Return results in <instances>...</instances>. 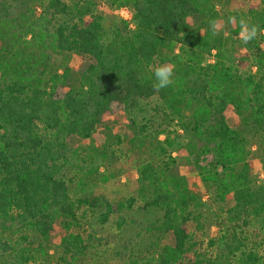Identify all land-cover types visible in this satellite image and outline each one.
I'll list each match as a JSON object with an SVG mask.
<instances>
[{"label": "trees", "instance_id": "obj_1", "mask_svg": "<svg viewBox=\"0 0 264 264\" xmlns=\"http://www.w3.org/2000/svg\"><path fill=\"white\" fill-rule=\"evenodd\" d=\"M111 2L132 8L133 28L120 20L105 29L91 0H0V264L46 262L54 233L62 249L58 264L82 261L83 221L101 208V224L112 214L106 198L85 194L90 178L83 176H101V167L104 176L122 172L121 158L137 160V194L162 212L158 230L173 237L141 264H264V242L260 254L246 232L264 216V183L251 179L246 138L226 120L230 112L264 128V81L257 77L264 72V33L242 45L238 64L255 68L242 73L224 60L223 34L210 30L209 21H219L216 0ZM259 3L256 19L264 29ZM63 54L91 62L73 79L70 68L59 72L53 62ZM165 62L175 67V83L154 92L151 68ZM115 115L127 119L132 136L106 129L86 160L71 149L73 138L99 140L98 127ZM138 120L157 130L154 139L164 136L165 147L154 148L162 155L152 156L155 146L142 137L148 129H137ZM173 152L200 177L201 195L173 173ZM203 196L217 206L222 233L208 249L198 235Z\"/></svg>", "mask_w": 264, "mask_h": 264}, {"label": "rangeland", "instance_id": "obj_2", "mask_svg": "<svg viewBox=\"0 0 264 264\" xmlns=\"http://www.w3.org/2000/svg\"><path fill=\"white\" fill-rule=\"evenodd\" d=\"M94 10L101 15L104 20L105 29H111L113 23L120 20L129 24L130 28L134 27L132 17L133 11L130 6H114L112 0H91ZM212 9L213 14H217L221 25L219 30L223 34V39L226 43L224 47L225 62L227 64L237 65L242 73L246 71L255 73V68H247L238 64L237 56L245 52L242 47L240 36L234 35L233 31L237 28L235 22L240 16H245L249 21L260 26L261 20L256 18L262 14L261 4L259 0H216ZM234 15L236 21L228 23V18ZM262 18V17H261ZM264 20V19H262ZM238 23V22H237ZM53 62L61 72L64 67L70 68L73 79L90 64L89 57H79L74 54L69 55H53ZM214 60L210 56L205 59L204 64H209ZM239 65V66H238ZM242 65V66H240ZM259 79L264 81V72H259ZM227 124L237 131L244 134L246 138V148L248 152V160L251 162L250 176L255 184L264 183V128L257 127L248 120L242 122L241 118H237L234 113H227ZM106 128L98 127L96 138L81 141L73 138L69 141L71 149L80 153L81 157L86 160L90 155L94 157V150L103 144L108 133L106 129H110V135L119 134L124 136H132V132L128 128V121L121 115H115L105 119ZM158 123V122H157ZM176 122L173 123L175 128ZM146 125L147 134L142 137H147L146 142H151L154 155L157 157L160 151L154 149L165 147L163 145L164 136L160 135L154 139L156 129L150 128L145 120L136 122L137 129ZM155 127V126H154ZM151 130V131H149ZM107 133V134H106ZM181 133H175L174 138L180 140ZM103 138V140H102ZM92 155V156H91ZM162 155V154H160ZM159 155V156H160ZM176 164L173 173L184 178L185 182L190 184L192 190L201 195L205 191V186L201 182L200 177L190 165L187 159H183L173 152L171 155ZM165 161L166 157L164 158ZM137 160L129 161L126 158H121L117 164L121 165L122 172L116 170L110 172L111 175L104 176L103 167L99 169L101 176L85 175L83 178H90L88 186L85 188L86 195L103 196L112 205V214L106 223L101 224L98 221V216L104 209L93 210L83 221V229L80 232L83 235L85 243L88 246L87 253L82 261L72 264H141L145 260H149L165 245L173 244L171 233L163 234L158 230L159 221L162 217V212L150 209L145 206L144 201L139 198L138 190V164ZM90 162V161H89ZM92 162V161H91ZM94 162V161H93ZM99 164V160L94 162ZM92 165H95V164ZM89 166V165H88ZM91 178H95L92 179ZM96 178H112L111 181L104 182L96 180ZM120 204H123L122 207ZM232 205V197L226 199V207ZM217 206H214L208 196H203L201 202L198 203L197 211L201 215V229L198 231L199 242L203 249H208V242L211 238H216L222 235L221 229H218L215 224V213ZM121 222L120 226L119 223ZM247 235L251 239L250 247L257 250L260 254L261 245L264 242V216L253 220L246 228ZM62 249L59 247L57 233H54L50 238L49 255L47 261L43 260L42 264H58L57 259L62 256Z\"/></svg>", "mask_w": 264, "mask_h": 264}, {"label": "clouds", "instance_id": "obj_3", "mask_svg": "<svg viewBox=\"0 0 264 264\" xmlns=\"http://www.w3.org/2000/svg\"><path fill=\"white\" fill-rule=\"evenodd\" d=\"M235 17H229L228 23H230ZM239 36L241 42L248 44L261 33H264V29H260L258 25L250 23L249 19L245 16L238 18ZM210 30L212 35L218 34L221 29V25L216 20L209 21ZM152 88L154 92H159L162 89L172 87L175 83V67L170 63H162L152 66L151 68Z\"/></svg>", "mask_w": 264, "mask_h": 264}]
</instances>
